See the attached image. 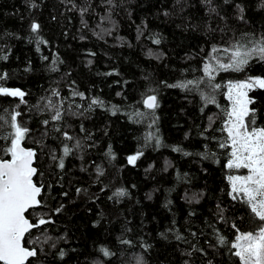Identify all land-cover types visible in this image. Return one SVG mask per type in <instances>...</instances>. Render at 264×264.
<instances>
[{"label": "trees", "instance_id": "1", "mask_svg": "<svg viewBox=\"0 0 264 264\" xmlns=\"http://www.w3.org/2000/svg\"><path fill=\"white\" fill-rule=\"evenodd\" d=\"M262 35L264 0H0V57L7 56L0 86L26 94L23 103L0 97V134L12 131L11 114L20 112L29 129L22 145L36 152L34 181L42 187L41 205L27 217L51 221L27 235L25 246L37 251L29 264H240L230 247L237 229L254 231L260 222L230 194L229 176L243 171L226 167L221 129L227 85L264 77V62L214 72L221 87L207 106L203 67L210 56L228 62L229 53L213 48ZM199 79V91L167 86ZM153 93L154 116L136 117L150 112L143 99ZM249 97L264 127V89ZM49 100L61 120H52ZM7 146L0 139V158L10 159ZM121 189L124 196L114 195Z\"/></svg>", "mask_w": 264, "mask_h": 264}, {"label": "snow or ice", "instance_id": "2", "mask_svg": "<svg viewBox=\"0 0 264 264\" xmlns=\"http://www.w3.org/2000/svg\"><path fill=\"white\" fill-rule=\"evenodd\" d=\"M206 2L211 4V0H206ZM240 10L243 12L242 8ZM211 11H215V9L213 8ZM39 28L38 23H32L31 31L33 33H37ZM155 43L158 44L159 40H156ZM249 45L237 42L230 48L212 49L213 53L217 51L229 53V57L228 62L223 63L217 57L210 56L209 63L203 67L204 77L207 78V86L210 89L207 94L201 91L205 106L216 103L214 93L221 87L219 83H213L215 81L214 72L218 70L241 72L254 59L264 62V35L258 38L254 37L249 41ZM0 59L7 60V56L0 57ZM213 61H215V65ZM6 77L7 73L0 74V80H4ZM203 83L205 81L199 79L167 86L199 91L200 85ZM227 88V98L231 107L230 110L225 111L226 119L221 131L227 133V138L225 142L220 143V147L230 149L226 165L228 169L247 170L246 175L229 176L230 194H235L233 199L242 196L244 203L249 206L251 213L260 222L257 230L254 231L240 232L237 229L238 234L230 247L235 250L233 254L239 258L240 264H264V127L256 125V109L250 108L254 101L249 97L250 91L264 89V77H248L243 81L229 82ZM25 95V92L18 88L0 86V97L19 98L20 102L23 103ZM53 95L58 96L59 94L54 91ZM73 95H79L83 98V93L74 92ZM91 103L102 105L103 102L93 99ZM143 105L150 112L138 111L135 116L144 119L148 118L149 115L154 116L155 110L159 107L157 96L154 93L147 95L143 99ZM45 107L49 110L55 108L52 116L53 121L61 120L62 113L59 108L53 105L51 100ZM20 115V112L14 111L11 114L9 124L12 131L6 135L0 134V139L10 141V146L2 149L5 155L10 156V159L0 158V264H29V258L37 256V251L25 246L26 234H29L31 229L39 225L51 222L41 218L39 224H33L25 215L29 209L40 205L38 197L41 195V186H38L33 180L38 172L37 168L34 167L36 152L30 148L22 147V142L25 140L29 129L18 122L17 118ZM0 119L3 118L0 117ZM152 123H155V119ZM44 124L46 126L48 121H44ZM64 136L66 139L72 140L67 132L64 133ZM146 139L148 141L155 139L157 145L160 143L159 138L152 133H149ZM79 146V142H77L76 147ZM71 151L72 149L65 146L63 149L64 156H68ZM174 151H181V149L174 148ZM109 154H111V149H109ZM142 154L137 153L129 156L128 163L135 165L136 160ZM184 154L191 155V153ZM204 158H208V155L205 154ZM59 167L63 169V159L60 160ZM97 171L99 175L103 174L99 169ZM125 194L124 190L121 189L114 195L122 197ZM56 211H60V209ZM233 227L236 228V225ZM177 238L180 239L179 236ZM122 243L130 242L122 241ZM219 243L225 245L228 242L223 237H219ZM101 251L105 256L110 255L107 249H101ZM63 255L64 253L61 251L60 256L63 257Z\"/></svg>", "mask_w": 264, "mask_h": 264}, {"label": "water", "instance_id": "3", "mask_svg": "<svg viewBox=\"0 0 264 264\" xmlns=\"http://www.w3.org/2000/svg\"><path fill=\"white\" fill-rule=\"evenodd\" d=\"M12 98V97H11ZM16 99H19V98H16ZM22 147H25V146H23L22 145ZM27 148V147H26ZM31 149V148H30ZM33 150V149H32ZM7 160V159H6ZM34 167H36V158H35V160H34ZM37 168V167H36ZM34 178H35V176L33 177V180H34ZM35 182V181H34ZM41 194H42V187H41ZM40 198H41V195H40V197H38V199L40 200ZM40 205H41V200H40ZM40 205L39 206H36V207H34V208H32V209H29L28 210V212L29 211H31V210H33V209H38L39 207H40ZM28 212H26L25 213V215H26V217H27V214H28ZM28 218V217H27ZM29 219V218H28ZM29 221L32 223V221L29 219ZM36 228V227H35ZM35 228H33V229H31V231H33ZM30 231V232H31ZM27 235L28 234H26V237H27ZM26 239V238H25ZM30 249V248H29ZM36 257V256H35ZM35 257H31V258H29V261L32 259V258H35Z\"/></svg>", "mask_w": 264, "mask_h": 264}, {"label": "rangeland", "instance_id": "4", "mask_svg": "<svg viewBox=\"0 0 264 264\" xmlns=\"http://www.w3.org/2000/svg\"><path fill=\"white\" fill-rule=\"evenodd\" d=\"M226 59H219V61L220 62H223V63H225L226 61H225ZM228 61V60H227ZM227 92H228V88H227ZM229 101V100H228ZM230 107H231V105H230V101H229V108H228V110H230ZM230 150V149H229ZM234 170V169H233ZM235 171H237V170H235ZM241 172V171H243V172H241V175H246L247 174V170H245V169H241V170H238L237 172Z\"/></svg>", "mask_w": 264, "mask_h": 264}]
</instances>
